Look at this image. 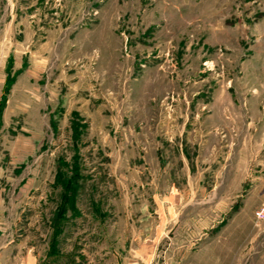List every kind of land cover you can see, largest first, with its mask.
Here are the masks:
<instances>
[{
	"label": "rangeland",
	"instance_id": "rangeland-1",
	"mask_svg": "<svg viewBox=\"0 0 264 264\" xmlns=\"http://www.w3.org/2000/svg\"><path fill=\"white\" fill-rule=\"evenodd\" d=\"M4 75L0 264H264V0H0Z\"/></svg>",
	"mask_w": 264,
	"mask_h": 264
},
{
	"label": "trees",
	"instance_id": "trees-1",
	"mask_svg": "<svg viewBox=\"0 0 264 264\" xmlns=\"http://www.w3.org/2000/svg\"><path fill=\"white\" fill-rule=\"evenodd\" d=\"M10 85H11V81L10 80H6L5 87H4V92H3L2 98L0 100V128H1V124H2L1 123V117H2V113H3L4 107H5L6 97L8 95V91L10 89ZM76 178H77V176L74 174V179H70L67 182L68 186L66 187L65 194H67V195L72 194L73 196L75 195L74 191L76 190V186H74V183H72V182ZM63 199L66 200V201H70V197L68 198V196H66V195L63 196ZM72 200H73V198L71 199V203H73Z\"/></svg>",
	"mask_w": 264,
	"mask_h": 264
},
{
	"label": "built area",
	"instance_id": "built-area-1",
	"mask_svg": "<svg viewBox=\"0 0 264 264\" xmlns=\"http://www.w3.org/2000/svg\"><path fill=\"white\" fill-rule=\"evenodd\" d=\"M254 218L257 221L264 219V200L261 205L254 211Z\"/></svg>",
	"mask_w": 264,
	"mask_h": 264
},
{
	"label": "crops",
	"instance_id": "crops-1",
	"mask_svg": "<svg viewBox=\"0 0 264 264\" xmlns=\"http://www.w3.org/2000/svg\"><path fill=\"white\" fill-rule=\"evenodd\" d=\"M5 82H6V76L5 75L1 76L0 83L2 84V89H1L2 91L4 90ZM2 91H1V94H0V100H1L2 95H3ZM6 103H7V101H6ZM6 103H5V107H4V110H3V113H2V117H1V123H2L1 124V128H2V125H3V121H4L5 109H6V105H7Z\"/></svg>",
	"mask_w": 264,
	"mask_h": 264
}]
</instances>
